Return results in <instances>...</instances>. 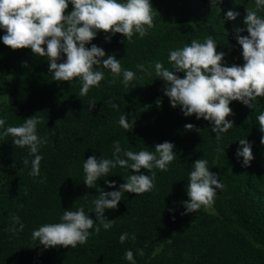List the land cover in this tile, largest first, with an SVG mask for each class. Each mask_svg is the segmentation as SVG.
I'll list each match as a JSON object with an SVG mask.
<instances>
[{"label": "trees", "instance_id": "trees-1", "mask_svg": "<svg viewBox=\"0 0 264 264\" xmlns=\"http://www.w3.org/2000/svg\"><path fill=\"white\" fill-rule=\"evenodd\" d=\"M150 3L159 15L154 18L155 27L143 38L136 34L134 42L128 43L116 34L106 42L109 34L98 32L86 45L90 49L95 44L106 56L115 55L122 69L133 71L137 79L125 87L121 76L110 86L112 75L101 68L105 79L86 96L80 95L78 78L70 84L54 81L47 57L34 55L30 48L14 51L5 46L2 37L6 32L0 28L1 82L7 89L0 102V118L6 119V128L20 126L37 115L41 121L37 134L46 140L39 147L38 154L43 156L40 176L33 177L29 174L33 159L29 149L15 146L13 137L3 136L0 129V264H130L125 258L128 250L133 252L135 264H264V133L257 119L264 112V97L254 101L253 109L239 101L230 103L232 115L227 119L234 127L218 144L209 121L197 120L195 115L186 117L179 106L171 107L164 95L165 82L154 71L157 61L171 69V50L190 45L192 40L203 43L208 36L215 40L217 52L224 53V66L242 67L245 61L237 36H248L244 20L247 9L256 10L255 0H219L216 7L210 0ZM72 10L69 3L65 14ZM229 10L239 16L232 21L225 19ZM258 15L264 17V10ZM63 60L66 56L59 62ZM138 64L152 65V75L140 72ZM175 74L180 78L185 75ZM92 100L96 104L90 110ZM113 103L119 108L113 109ZM121 115L129 123L135 118L131 131L119 125ZM186 124L199 131L186 130ZM241 139L252 145L254 159L247 167L242 157L237 158ZM116 141L122 149L133 152H154L157 144L167 141L174 144L176 158L168 171L152 170V191L125 193L116 209L105 210V217L114 221L111 229L101 225L99 233L89 230L93 234L87 243L76 249H45L32 239V232L44 224L61 222L65 210L83 207L95 221L93 202L99 192L83 183V164L92 155L112 159ZM217 147L224 151L217 152ZM201 158L207 159L209 170L218 174L223 188L216 190L212 210L201 208L185 215L189 174ZM24 159L29 160L27 166ZM135 174L117 166L97 185L106 192L117 191ZM141 174L151 175L145 169ZM105 180L116 187L109 188ZM12 214L24 223L22 232L8 231ZM124 233L128 238L122 244ZM140 249L143 256L138 254Z\"/></svg>", "mask_w": 264, "mask_h": 264}, {"label": "clouds", "instance_id": "clouds-1", "mask_svg": "<svg viewBox=\"0 0 264 264\" xmlns=\"http://www.w3.org/2000/svg\"><path fill=\"white\" fill-rule=\"evenodd\" d=\"M69 3L73 10L66 15ZM210 3L216 7L219 0H210ZM255 5L256 10H246L244 24L248 36H237L245 61L242 67L224 66V53L217 52L216 42L211 36L203 43L192 40L190 45L171 50L168 56L171 69L165 68L159 61L154 64L155 75L165 82L164 95L169 98L171 107L179 106L186 117L195 115L197 120L209 121L213 125L212 132L218 144L223 134L234 127V122L227 119L232 115L230 103L239 101L253 109L254 101L264 97V17L258 15V11L264 10V0H255ZM156 15L159 14L153 9L150 0H0V28L6 32L2 37L3 44L14 51L30 48L34 55L47 57L54 81L70 84L78 78L82 85L81 96H86L91 88L100 86L105 79L101 68L110 71V86L121 76L125 87L137 79L136 73L122 69L115 55L106 56L105 51L95 44L90 49L86 47L96 38L97 33L109 34L106 42H110L111 36L121 34L128 43H133L134 35L139 34L143 38L155 27ZM237 16L238 12L229 10L225 19L232 21ZM241 31L243 29H237V32ZM63 56H66V60L59 62ZM136 67L145 75H152V65L146 67L138 64ZM181 72L185 74L184 78L175 74ZM156 103L159 105L161 101L157 100ZM95 104V100L90 101L89 109L94 108ZM111 106L113 109L119 108L115 103ZM257 119L260 131L264 133V112ZM39 123L41 121L36 115L24 120L20 126L5 128L6 119L0 118L2 135H11L15 146L29 149L33 157L29 174L33 177L40 176L43 156L38 154L39 147L46 143L37 134ZM119 125L129 132L135 126V118L129 123L126 116L121 115ZM185 129L199 131L193 124H186ZM239 144L241 147L237 149V158L242 157L243 166L247 167L254 159L252 145L246 139L239 140ZM261 144L264 145V136L261 137ZM174 147V144L165 141L157 144L154 152H133L122 149L120 142L116 141L112 159L90 156L83 164V183L88 188H97L99 192L93 202L95 221L85 213L83 207L76 211L65 210L61 222L40 226L32 232V239L39 241L45 249L56 246L76 249L77 245L87 243L93 234L89 230L95 229V233H99L101 225L105 230L111 229L114 221L105 217V210L116 209L125 193L140 195L152 191L155 188V172L152 170L168 171L169 164L176 158ZM216 151L224 150L217 147ZM23 164L27 166L29 160L24 159ZM117 166L130 169L136 174L129 175L117 191L106 192L98 188L97 181ZM141 169L151 175L141 174ZM193 169L187 184L189 199L184 202L185 215L201 208L204 211L212 210L216 190L223 188L218 174L209 170L207 159L196 160ZM105 183L109 188L116 187L114 182L105 180ZM11 224L8 231L13 234L24 230V223L15 214L11 216ZM127 238V233L122 234L120 242L123 244ZM132 239L135 240L136 236L133 235ZM138 254L143 256V250H138ZM125 258L130 264H135L131 250L125 252Z\"/></svg>", "mask_w": 264, "mask_h": 264}, {"label": "rangeland", "instance_id": "rangeland-1", "mask_svg": "<svg viewBox=\"0 0 264 264\" xmlns=\"http://www.w3.org/2000/svg\"><path fill=\"white\" fill-rule=\"evenodd\" d=\"M1 77H2V73H1V71H0V102H1L2 100L5 99V97H6V90H7V89L4 88V86L2 85Z\"/></svg>", "mask_w": 264, "mask_h": 264}]
</instances>
